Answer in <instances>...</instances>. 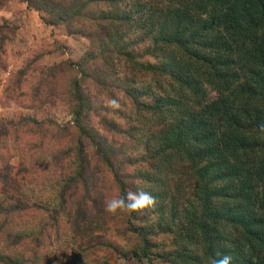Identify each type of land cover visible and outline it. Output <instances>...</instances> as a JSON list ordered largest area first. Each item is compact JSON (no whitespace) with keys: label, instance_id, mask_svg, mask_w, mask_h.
I'll return each instance as SVG.
<instances>
[{"label":"trees","instance_id":"trees-1","mask_svg":"<svg viewBox=\"0 0 264 264\" xmlns=\"http://www.w3.org/2000/svg\"><path fill=\"white\" fill-rule=\"evenodd\" d=\"M22 2L89 49L41 72L34 86L35 100L48 85L68 107L71 121L58 127L63 146L55 139L44 147V122L0 119V264H39L55 242L75 244L78 256L102 245L112 225L106 201L138 189L157 204L114 223L135 235L130 264H210L216 251L231 264H264V0ZM13 30L2 22L0 44ZM87 84L128 102L127 116L110 111L126 128L98 114L100 128L91 125ZM118 138L141 145L140 164ZM22 149L14 170L10 160ZM65 164L71 172L54 179ZM174 166L194 183L181 205L173 202L176 181L170 190L162 177ZM21 174L39 183L37 200L20 198ZM27 241L31 259L21 254Z\"/></svg>","mask_w":264,"mask_h":264},{"label":"rangeland","instance_id":"rangeland-1","mask_svg":"<svg viewBox=\"0 0 264 264\" xmlns=\"http://www.w3.org/2000/svg\"><path fill=\"white\" fill-rule=\"evenodd\" d=\"M42 17V13L27 8L22 0H4L0 7V26L2 22L6 21L15 29L13 34L11 33L10 37L0 44V57L5 63V68L0 71V119L7 121L29 117L38 123L44 122L43 145L50 150L54 147L55 139L58 140L60 146H63V137L59 133L58 127L70 122L71 116L58 88L43 85L40 96L44 98L38 101L32 96L34 86L38 82L41 72L44 73L50 67L62 68L61 66L65 63L76 62L82 53L89 49V45L84 39L66 35L61 26L46 25L42 21ZM117 66L116 71L120 76H128L131 79V72L122 68L121 65ZM22 69H24V74L18 77L17 73ZM86 87L94 112L90 119L91 125L100 128L95 119V115L98 114V117L109 121L114 120L118 125L126 128L124 120L111 114L110 111L113 108L109 106V101L102 94H97L89 84ZM209 93L210 96L213 95L210 91ZM116 99L120 104L118 109L122 115L127 116L130 110L128 102L119 95ZM154 128L156 136L160 128L158 126ZM100 132L102 131L100 130ZM116 140L124 147L125 152L133 161L135 160L139 164L143 161L141 145L137 141H129L126 138ZM24 152L25 149H22L20 154H15L10 160L14 170L20 164L21 159L25 157ZM179 165L182 164L178 163L177 166ZM177 166L172 167L173 173H164L167 176L162 175V177L170 190L174 189L173 184L176 181L177 188L173 190L172 194L173 202L181 205L187 202L186 199L190 197L189 192L192 191L194 183L189 178V170ZM70 172L69 165H62L53 172V178L58 179L59 176ZM17 177L21 181L19 193L21 199L34 201L41 197V187L31 176L21 174ZM46 179L43 177V181ZM5 195L6 193L0 188V201ZM128 217L127 212L119 211L115 215H109L112 225L102 245L87 248L84 252L78 251V256L73 254V249L76 250L75 244L70 246L65 242H60V244L55 242L54 246L47 250V256L42 258L39 264H95L99 261L107 262V264H130L126 253L135 246V235L131 231L120 234L115 229L116 224ZM97 234H101V232H97ZM33 247V243L27 241L20 248L21 254H24L25 258L31 259L35 254ZM0 249H2L1 244Z\"/></svg>","mask_w":264,"mask_h":264},{"label":"clouds","instance_id":"clouds-1","mask_svg":"<svg viewBox=\"0 0 264 264\" xmlns=\"http://www.w3.org/2000/svg\"><path fill=\"white\" fill-rule=\"evenodd\" d=\"M109 106L113 109L120 108V104L116 99L109 101ZM261 131H264V125L260 126ZM157 204L156 197L150 192L138 189L137 191L129 190L125 196L114 197L106 201L105 211L110 215H115L117 212H127L143 214L144 210H152ZM232 256L222 254L219 251L211 258L210 264H231Z\"/></svg>","mask_w":264,"mask_h":264}]
</instances>
